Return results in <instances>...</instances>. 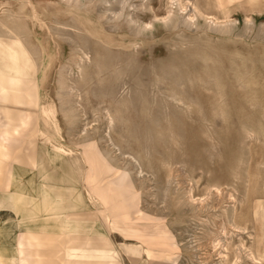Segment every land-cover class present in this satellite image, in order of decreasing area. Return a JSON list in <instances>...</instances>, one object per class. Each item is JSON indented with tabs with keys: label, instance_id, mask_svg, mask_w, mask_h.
I'll return each mask as SVG.
<instances>
[{
	"label": "rangeland",
	"instance_id": "obj_1",
	"mask_svg": "<svg viewBox=\"0 0 264 264\" xmlns=\"http://www.w3.org/2000/svg\"><path fill=\"white\" fill-rule=\"evenodd\" d=\"M31 1L42 2L46 27L29 18L9 25L42 67L49 58L40 45L58 57L34 88L58 107L61 143L77 154L94 144L112 173L127 174L138 190L110 223L104 210L86 215L107 233L113 260L135 264L124 252L136 250L120 247L140 242L149 253L139 264H264V228L254 216L264 207V0L230 8L231 27L189 21L191 3L212 18L221 14L219 0H182L191 2L184 13L173 0ZM23 3L0 0V19L31 15ZM39 117L27 119L34 137ZM0 211L11 219L0 218V240L14 243L28 225L18 227L10 208ZM233 218L240 229L228 224Z\"/></svg>",
	"mask_w": 264,
	"mask_h": 264
},
{
	"label": "crops",
	"instance_id": "obj_2",
	"mask_svg": "<svg viewBox=\"0 0 264 264\" xmlns=\"http://www.w3.org/2000/svg\"><path fill=\"white\" fill-rule=\"evenodd\" d=\"M246 1L248 0H219L226 8H233ZM39 92L36 88L19 89L16 94L12 90L11 102H0V112L4 107L10 113L17 111L41 114L44 109L52 107L58 114V107L46 104V97ZM55 113L50 118H38L34 128L35 137L33 127L27 122L28 124L20 126L21 133L8 132L5 136L7 141L0 144V150L6 152L4 158L0 156V208L14 211L19 220L18 227L28 225L20 238L15 237L14 243L8 244L0 240V264H120L112 258L113 245L107 238V233L98 234L95 222L86 216L104 208L97 203L83 181L87 168L80 159V154L61 143L62 129ZM15 117L13 115L12 121H0V129L6 128L8 123V129L13 131L20 122ZM40 140L42 143L38 144L37 141ZM57 147L61 148L60 151ZM66 149L73 151L71 157L76 159H69L72 166L81 171L79 179L65 165L63 151ZM80 183L88 195L89 203L85 202L79 188ZM0 218L4 224L10 223L11 219ZM121 249L136 250L137 255L133 254V257L124 252L131 262L136 261L133 262L135 264H139L143 258L140 242L126 244Z\"/></svg>",
	"mask_w": 264,
	"mask_h": 264
},
{
	"label": "bare ground",
	"instance_id": "obj_3",
	"mask_svg": "<svg viewBox=\"0 0 264 264\" xmlns=\"http://www.w3.org/2000/svg\"><path fill=\"white\" fill-rule=\"evenodd\" d=\"M248 1L250 2L251 0H248ZM41 3L42 2L39 1L38 3L33 4V2L31 0H24V3L22 4L23 6L21 7L22 8L21 11L23 12L24 10H26L27 6H30L31 15H26L29 17L25 16V17L20 18L18 16L17 17L9 16L6 18V16H5L6 22H5V20L0 19V26L3 28L4 33H5V35H0V102L1 103H10L11 102L12 96L10 93H12V90L16 94V93H18L19 89H23V88H26L27 90L35 89L34 86L36 84H38L36 78L39 75L42 77L41 83L44 85L48 76H49L48 75L49 72H51L52 69L58 64V62H57L58 57H56V55L50 53L48 50V47H46L45 44H43V45L39 44L40 46L39 45L38 46H39L41 56H43V58L44 57L49 58V63H48L47 69L42 67L41 66V61H42L41 58L42 57L41 58L34 57L33 53L31 52V50L27 46V42H25L26 40L24 41L23 36L20 33H18L19 31L17 30V28L15 29V28L10 27V25H13L16 22L21 23V22L25 21L26 18L31 19L33 21V24H39L41 26V29L46 27L44 20H43V17H44L43 14L39 15V12H38V7L41 6ZM64 3H65V5L70 6L72 3V0H65ZM190 3H191L190 1L185 3L182 0H173V6L175 4H177L179 11H181L182 13L187 11V9L190 7ZM191 4L193 7V10H191L190 13L188 14L189 15V21L191 23H195V20L198 19L199 17L207 19L208 21H210V24L212 23L217 27H223V26L231 27L233 24L236 23V20H231L230 17L226 16V14L231 11L230 8H226L222 4L220 5V8H219L221 14L219 16H213L212 18H209L208 17L209 14L207 15L206 12L201 10L196 5L197 3L196 4L191 3ZM42 10H43V8H42ZM68 13L73 15L75 13V11L69 10ZM172 13H173V11H171L170 14H172ZM27 22H25V24H27ZM247 23L249 24L250 21H248ZM25 27H27V26L25 25L24 28ZM32 38L35 39V35L33 34V32H32ZM34 44H35V42H34ZM83 59H84V55H83ZM46 61H48V60H46ZM78 67L81 68V66H78ZM59 75L61 76L60 78H63V76L65 74H63L62 71H60ZM62 81H64V80L62 79ZM60 86L63 89L65 88V84H61ZM64 90H66V88ZM45 100L47 102L48 98H45ZM43 107H44V105H43ZM2 108H3V109H1L2 112H0V121H3V120L6 122L12 121V120H14L12 117H13V115H15L16 121H18V122L20 121L21 123L20 122L17 123V125L13 131L8 129V123L6 125L7 126L6 128L3 127V129H0V144H4L7 141L5 136L8 135L7 134L8 132H14V133H18V134L21 133L20 132L21 131L20 126L28 124L27 122H31V121H28L27 119L32 120L31 115L33 113V112L19 113L17 111H16V113H13V112L10 113V112L6 111V108H4V107H2ZM54 113L55 112L51 107V109H44L43 113H41L39 115H40V117L43 116V118L44 117L50 118L53 116ZM2 126H4V124H2ZM49 133H51V131ZM46 134H47V132H46ZM42 140H44V139H42ZM45 142H46V140H45ZM60 145H61V143H60ZM58 149L60 151L61 148H58ZM73 151L67 150V149L63 151L64 158H65V165L67 167L69 166V163H68L69 157H71L73 155ZM5 153H6L5 150H0V156L1 157L4 158L6 156ZM73 158H75V157H73ZM73 158L71 157L72 160H73ZM80 159L83 161L84 165L87 168L86 176L83 175V177H84L83 181H84L85 185L87 186V189L95 197L97 203H99L100 205L103 206L102 208H104V211L100 212V214L103 215L106 222L110 223V220L112 221L114 218H116L114 211L120 209L125 204V202L127 200L135 198L138 194L137 193L138 190L136 191V189L134 187L133 180L127 174L122 173V172H115L114 174L112 173V166H113L112 163L107 159V157L105 155L102 154L101 150L98 149V147L95 146L94 144L89 145L87 148L84 147L83 151L80 152ZM73 163L75 164V162H73ZM77 167H78V165H77ZM111 174H113V176H114L113 178H109V177H111ZM216 190H217V192L220 191L219 187L216 186ZM85 191L87 192V190H85ZM220 194L221 193H219V195ZM206 201H207L206 198L200 199L199 205L201 207L206 206L207 205ZM234 209H235V207H234ZM204 211H206V210H204ZM236 214H238V213L236 212ZM234 216L237 217V215H235V214H234ZM254 216H255V220L259 221L261 226L264 228V207L263 206H260V207L257 206V208L254 209ZM235 220L237 221V219H235ZM235 222H234V218H233V221H229L228 224L231 225L234 229H240L239 225L238 226L236 225L237 222L236 223ZM222 228H223V231L225 232L226 231L225 226ZM239 236H240V234H239ZM227 250H228V248H227ZM243 250H245V249L243 248ZM251 250L254 251V249H252V248H251ZM143 252H146L148 254L149 253L148 247L147 248L143 247ZM245 252H243V253H245ZM155 254L157 257H160V259H163V260H165L166 258H167V260H169L171 258L170 256L163 254L162 252L156 251ZM240 254H241V252H240ZM172 255L173 254H171V256ZM254 255H255V253H254ZM259 256L261 257L262 255H259ZM246 257H247V255H246ZM253 259H254V261H256L255 258H253ZM69 260H71V259H69ZM263 260H264V256H263ZM257 264H259V263H257Z\"/></svg>",
	"mask_w": 264,
	"mask_h": 264
}]
</instances>
